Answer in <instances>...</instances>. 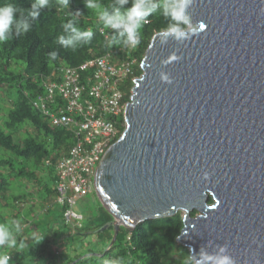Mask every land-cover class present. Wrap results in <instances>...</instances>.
Here are the masks:
<instances>
[{
  "label": "water",
  "instance_id": "1",
  "mask_svg": "<svg viewBox=\"0 0 264 264\" xmlns=\"http://www.w3.org/2000/svg\"><path fill=\"white\" fill-rule=\"evenodd\" d=\"M190 13L198 36L161 45L156 33L141 60L94 178L113 217L100 231L113 227L109 249L121 226L181 211L189 253L227 244L235 264H264V0H195Z\"/></svg>",
  "mask_w": 264,
  "mask_h": 264
},
{
  "label": "trees",
  "instance_id": "2",
  "mask_svg": "<svg viewBox=\"0 0 264 264\" xmlns=\"http://www.w3.org/2000/svg\"><path fill=\"white\" fill-rule=\"evenodd\" d=\"M34 2L0 0V5L11 3L28 10ZM96 2L102 6L98 10L87 9L84 0H70L68 8L63 7L61 0H49V7L41 9L37 20H31L25 12L24 19L32 25L29 32L14 34L0 44V224L10 226L18 242L16 248H0V256L11 257L9 264H96V261L108 264L116 259L121 264H183L189 255L188 249L177 242L183 229L180 212L163 219L146 220L134 230L121 226L108 249L114 229L112 226L104 231L100 229L111 223L113 217L101 203L96 214L83 218L78 225L64 217L67 206L55 203L56 165L68 155L75 138L64 128L52 127L49 119L33 107L32 97L44 93L40 83L56 67H76L109 51L112 62H131L132 74L122 88L124 101H128L132 79L142 73L139 65L151 38L169 22L157 9L141 29L137 46H110L114 30L102 26L98 12L106 8L111 13L118 3L117 0ZM132 2L129 0L121 12H126ZM77 10L81 13L76 17L77 26L81 31L91 30L93 37L75 50L66 49L56 40L63 34V24ZM99 29L104 30L107 40ZM53 51L57 53L55 60L49 58ZM55 98V103L65 104ZM52 105L50 111L54 112L57 106ZM122 121L117 122L120 133L112 143L123 131ZM195 215V212L191 214ZM93 241L97 245L101 242L96 250L89 247ZM21 243L23 247L19 246Z\"/></svg>",
  "mask_w": 264,
  "mask_h": 264
},
{
  "label": "built area",
  "instance_id": "3",
  "mask_svg": "<svg viewBox=\"0 0 264 264\" xmlns=\"http://www.w3.org/2000/svg\"><path fill=\"white\" fill-rule=\"evenodd\" d=\"M99 32L107 40L104 30ZM131 74V62H112L111 53L106 51L76 67L54 68L40 83L44 93L31 100L52 127L64 128L74 135L75 143L68 155L56 165L55 199L56 204L67 206L64 217L74 225L80 224L83 217L73 207L79 199L94 192L97 167L120 133L117 126L120 119L124 128V110L137 78L132 79L128 101H124L122 88ZM55 97L65 104L55 103ZM52 104L57 106L54 112L50 111Z\"/></svg>",
  "mask_w": 264,
  "mask_h": 264
},
{
  "label": "clouds",
  "instance_id": "4",
  "mask_svg": "<svg viewBox=\"0 0 264 264\" xmlns=\"http://www.w3.org/2000/svg\"><path fill=\"white\" fill-rule=\"evenodd\" d=\"M70 0H61L63 7L68 8ZM129 0H117L118 6H113V11L105 8L98 12V19L102 26L114 30L110 36V46L135 47L140 43L141 29L147 23V18L154 11L160 9L161 15L169 21L166 28L160 30L157 39L161 45H166L170 40L177 44L198 36L204 28L202 23H194L191 17L190 9L195 0H133L132 6L121 12V9ZM84 6L87 9H100L102 6L96 0H84ZM49 7V0H35L30 9H19L14 4L7 3L0 5V44L7 42L15 34L19 36L31 30L32 25L27 19H24L25 12L31 20H37L40 17L41 9ZM71 18L63 24V34L57 37L56 43L63 48L75 50L81 44L89 43L92 40L93 32L91 30L81 31L77 26L76 17L81 13L77 10L70 14ZM20 19H17V17ZM57 53H49V58L55 60ZM180 59V57H174ZM160 80L164 84H171L170 74L161 72ZM137 103H139L137 101ZM210 173L203 171L201 179L209 181ZM218 203V201H217ZM18 223V222H17ZM18 242L10 226L0 224V248H16ZM23 247L21 243L19 245ZM215 252L209 254L206 251L196 253L190 249L189 255L184 259L183 264H235L227 244L214 245ZM10 256H0V264H9ZM108 264H121L119 259L111 260Z\"/></svg>",
  "mask_w": 264,
  "mask_h": 264
},
{
  "label": "rangeland",
  "instance_id": "5",
  "mask_svg": "<svg viewBox=\"0 0 264 264\" xmlns=\"http://www.w3.org/2000/svg\"><path fill=\"white\" fill-rule=\"evenodd\" d=\"M35 98H36V96L32 97V99H35ZM32 192L36 193V191H32ZM99 203L100 202H99L98 198L96 197L95 193L92 192V193L88 194L87 196H85L84 198L79 199L77 201V203L75 204V206L73 207V210H74V212H76L79 215H82L83 218L86 219L89 216H91L92 214H96L97 213V210H98V207H99L98 206ZM178 212H180L182 214L181 211H178ZM194 212L196 213V215L198 214V212L195 209L193 211H191V214L194 213ZM91 240L92 239L90 238L89 241H91ZM96 242L97 241H93L92 245L90 244L89 247L91 249H94V250L98 249V247L100 246L101 242L98 245H97ZM85 264H88V263H85ZM96 264H98V261H96Z\"/></svg>",
  "mask_w": 264,
  "mask_h": 264
}]
</instances>
